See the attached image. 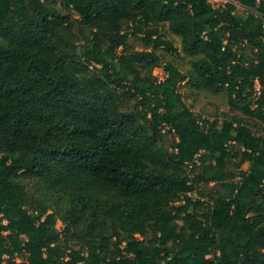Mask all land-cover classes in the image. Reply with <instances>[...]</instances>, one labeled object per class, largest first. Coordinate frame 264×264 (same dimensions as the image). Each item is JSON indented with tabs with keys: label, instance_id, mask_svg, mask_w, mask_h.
<instances>
[{
	"label": "trees",
	"instance_id": "obj_1",
	"mask_svg": "<svg viewBox=\"0 0 264 264\" xmlns=\"http://www.w3.org/2000/svg\"><path fill=\"white\" fill-rule=\"evenodd\" d=\"M228 1L0 0V264H264V0Z\"/></svg>",
	"mask_w": 264,
	"mask_h": 264
},
{
	"label": "rangeland",
	"instance_id": "obj_2",
	"mask_svg": "<svg viewBox=\"0 0 264 264\" xmlns=\"http://www.w3.org/2000/svg\"><path fill=\"white\" fill-rule=\"evenodd\" d=\"M210 2L215 7H223L228 3V0H210ZM239 7V13L246 14L245 9ZM167 38L173 42L174 47L177 49V52H166L161 50L160 54L162 56L161 66L156 68L154 71V75L161 79L164 74V66L167 63H172L177 66L181 71L186 72L190 67L189 60L190 58L186 57L185 54L181 51V40L178 36L172 34L171 32L166 30ZM129 45L135 50H143L144 46L141 40L136 37H130ZM250 51H248L249 53ZM181 92L185 95L186 103L191 107L195 115L203 120H214V119H222L226 114H239L238 111H234L230 109L228 105L227 99L222 94H213L208 91H194L190 88H182ZM174 138L169 137L168 144L174 143ZM58 228H62V223L59 221L57 223Z\"/></svg>",
	"mask_w": 264,
	"mask_h": 264
},
{
	"label": "built area",
	"instance_id": "obj_3",
	"mask_svg": "<svg viewBox=\"0 0 264 264\" xmlns=\"http://www.w3.org/2000/svg\"><path fill=\"white\" fill-rule=\"evenodd\" d=\"M164 76H165V74H164ZM164 76H163V77H164ZM163 77H162V78H163ZM162 78H161V79H162ZM258 89H259V87L257 86V90H258Z\"/></svg>",
	"mask_w": 264,
	"mask_h": 264
}]
</instances>
